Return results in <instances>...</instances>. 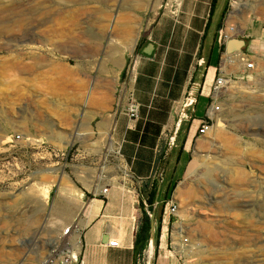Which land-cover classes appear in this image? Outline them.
<instances>
[{"label": "rangeland", "instance_id": "obj_1", "mask_svg": "<svg viewBox=\"0 0 264 264\" xmlns=\"http://www.w3.org/2000/svg\"><path fill=\"white\" fill-rule=\"evenodd\" d=\"M123 1L75 0L64 7L0 0V264H47L58 242L47 230L52 193L63 176L82 169L74 139L55 144L29 133L39 126L43 135L47 119L71 122L86 113L93 76L100 77L102 117L126 106L129 75L116 68L115 48ZM239 9L227 0L218 25L234 27L231 36L246 41L243 53L253 69H264V45L251 46L256 31L264 30V0H243ZM121 31L126 38L129 32ZM259 77L241 88L230 77L227 97L221 102V93L217 100L219 118L198 140L166 210L160 215L162 203L154 205L153 253L148 240L140 264H156L160 243L184 264H264V72ZM206 107L198 106V115ZM108 127L100 155L104 172L120 166L118 155L107 152L113 148Z\"/></svg>", "mask_w": 264, "mask_h": 264}, {"label": "crops", "instance_id": "obj_2", "mask_svg": "<svg viewBox=\"0 0 264 264\" xmlns=\"http://www.w3.org/2000/svg\"><path fill=\"white\" fill-rule=\"evenodd\" d=\"M162 1L124 0L118 6L123 11L117 16L118 25L130 35L124 38L121 29L116 32V68L125 69L126 58L134 57L128 93L139 106L137 119L126 115L125 103L119 113L102 117L100 77L93 76V97L86 113L71 122L61 116L47 119L43 135L39 126L29 133L55 144L64 139L79 144L82 169L63 176V183L52 193L47 230L61 249L75 250L84 264H140L145 247L135 241L147 201L153 197L154 213L155 203L165 202L166 210L173 187L193 161L201 138L199 121L207 108L198 115L197 107L202 110L208 105L218 68L222 66L237 88L259 80L264 72L225 61L216 26L227 0H180L176 19L158 13ZM253 39V49L263 47L264 30L256 31ZM148 44L153 46L150 55L143 53ZM239 54L244 53L232 55ZM230 65L235 67L229 69ZM227 92L228 88L221 102ZM191 94L193 108L188 104ZM105 125L110 126L113 144L107 152L118 155L120 165L107 172L100 167L101 150L107 146ZM112 240L118 247L108 246ZM159 249L156 264L175 263L177 253L166 252L163 243Z\"/></svg>", "mask_w": 264, "mask_h": 264}, {"label": "built area", "instance_id": "obj_3", "mask_svg": "<svg viewBox=\"0 0 264 264\" xmlns=\"http://www.w3.org/2000/svg\"><path fill=\"white\" fill-rule=\"evenodd\" d=\"M179 6H180V0H163L161 5L159 6V11L161 14L167 15L173 19H176L179 11ZM218 31V42L220 45L224 46V43L232 38L231 34H228L224 28H219ZM240 60L244 66L245 69H253V63L250 62L244 54L240 55ZM135 59L133 56L129 59L125 69L126 75H129V82L131 81L134 73V68H135ZM218 74L215 78V81L212 85L211 89V96H210V101L207 105L206 108V113L205 116L200 119V126L198 129V135L199 136H204L212 127V120L213 114H217V111L219 110V105H218V98L221 95L222 91L228 86L231 82V78L228 77L227 75L223 74L222 71V66L218 68ZM195 102L194 96L191 94L188 96V104L193 108ZM125 113L126 115L132 119L135 120L138 118V113H139V106L138 104L134 101L133 96L128 93L127 95V103L125 107ZM16 139H19V135H16ZM105 190L102 191L104 193ZM170 211L174 212L175 207L171 204L170 206ZM69 228H66L64 230V233L68 232ZM109 247L115 248L118 247V242L116 240L109 241L108 243ZM50 257L48 260L47 264H84L81 256L75 251L72 250L71 248H57V249H50ZM174 264H184L182 262L176 261Z\"/></svg>", "mask_w": 264, "mask_h": 264}, {"label": "water", "instance_id": "obj_4", "mask_svg": "<svg viewBox=\"0 0 264 264\" xmlns=\"http://www.w3.org/2000/svg\"><path fill=\"white\" fill-rule=\"evenodd\" d=\"M246 47V41L244 39H239L236 37H232L230 39H228L225 43H224V48L223 51L226 55H232L234 53H243V49ZM153 46L151 44H148L144 50L143 53L146 55H150L152 52ZM207 67V63H205L203 65V71L200 74V78H202L204 70ZM199 83V82H198ZM198 83H196L198 85ZM195 91L198 92V88H195ZM106 239V237L104 238ZM155 239H156V228H155V213L152 212L149 215V246H153L155 243Z\"/></svg>", "mask_w": 264, "mask_h": 264}, {"label": "bare ground", "instance_id": "obj_5", "mask_svg": "<svg viewBox=\"0 0 264 264\" xmlns=\"http://www.w3.org/2000/svg\"><path fill=\"white\" fill-rule=\"evenodd\" d=\"M75 0H48V2L49 3H51V4H56V5H59V6H66L69 2H74ZM242 5H243V0H234V7L236 8V10L238 11V10H240L239 8L240 7H242ZM225 30H226V32L228 33V34H234L235 33V28L234 27H229V29H228V27H226V28H224ZM241 54H239V56H240ZM225 61L227 62V63H231V64H238V65H242V62H241V60H240V57H236V56H234V55H227L226 56V58H225ZM231 83V82H230ZM227 88V87H226ZM225 88V89H226ZM222 93H224V91H222ZM212 117H213V119L214 118H219V115H217V114H213L212 115ZM219 120V119H218ZM108 132H109V127L106 129ZM113 149V148H112ZM235 172V171H234ZM238 174H242V171L241 170H238V172H237ZM236 174V173H235ZM41 200H42V203L45 205V204H47V201H46V199H47V197H46V193H44V194H42L41 195ZM183 232V228L180 226V227H178V229H177V231H176V239H177V242H178V237H179V235L181 234ZM61 238V237H60ZM57 241H58V239H56ZM58 243V242H57ZM57 243H56V245H55V248H53V249H57L59 246H57ZM178 247V246H177ZM51 248V249H52ZM177 249H179V247L177 248ZM151 250H152V253H153V246L151 245ZM49 253H51V251L49 252ZM49 260V259H48ZM47 263H48V261H47Z\"/></svg>", "mask_w": 264, "mask_h": 264}, {"label": "trees", "instance_id": "obj_6", "mask_svg": "<svg viewBox=\"0 0 264 264\" xmlns=\"http://www.w3.org/2000/svg\"><path fill=\"white\" fill-rule=\"evenodd\" d=\"M214 2H215V0H214ZM219 28H220V25H217L216 29L219 30ZM220 48L222 51L224 46L221 45ZM153 203H154L153 197H150V199L147 201V205H148L149 210H151ZM164 204H165V202H163L161 207H160V215L163 212ZM148 238H149V216L144 213L142 216V220H141V226H140L138 232L136 233L135 243L136 244H137V242L140 243L144 249V247L148 243Z\"/></svg>", "mask_w": 264, "mask_h": 264}]
</instances>
